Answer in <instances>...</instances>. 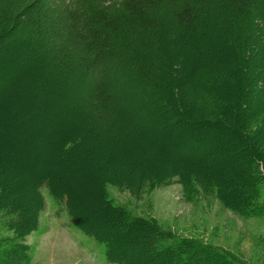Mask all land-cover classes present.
<instances>
[{
	"label": "trees",
	"instance_id": "1",
	"mask_svg": "<svg viewBox=\"0 0 264 264\" xmlns=\"http://www.w3.org/2000/svg\"><path fill=\"white\" fill-rule=\"evenodd\" d=\"M45 23L51 24L48 32H44ZM263 27L264 0H0V58H5L7 52L14 53L13 68L21 75L27 74L29 80L21 91L8 99L6 111L0 116V126L8 122L12 131L18 124L24 131L21 123L26 117L31 118L32 104L39 106V113L44 111L40 110L41 105L53 102L65 110L67 125L75 120H89L90 124L77 135L80 142L100 145L99 141L104 139L107 143L115 138L112 124L123 118L117 101L121 96L117 91L137 86L152 89V96L160 104L158 109L165 110L162 123L182 122L187 120L186 112L176 104L173 106L174 87L176 84L201 86L192 82L198 81L193 73L203 65L212 67L207 57L211 49L216 50L210 43L213 41L222 46L221 55L231 56L229 63L219 69L224 82L228 84L234 78L232 87L237 88V93H231L235 101L224 107L227 121L238 119L242 111L247 118L254 117L263 105H250L251 101H246L251 83L246 75L247 53L249 41L255 38L254 32ZM18 28L26 38L10 39ZM219 32L221 37H216ZM110 75L116 76L111 78ZM202 87L205 90L207 86ZM65 88L67 90L63 91ZM179 95L178 99L188 104L190 96ZM196 96L191 97L196 99ZM18 99L22 104L20 108L15 104ZM214 115L213 119L219 118L217 113ZM41 116L47 115L42 112ZM227 126L224 128L221 124L216 134H220L221 142L225 143L240 141L243 137L244 145H240L237 153H242L244 159L231 175L245 191L227 192L221 202L241 215L264 217V204L254 201L264 200V194L259 193L264 188L261 185L264 183V136L252 132L249 122ZM248 131L252 137L248 136ZM66 140L60 143L62 151H66L70 143L73 146V141ZM135 141L142 142L138 136ZM66 175L71 177L69 172ZM90 178L97 183L91 191L78 187L81 184L75 189L58 175L50 180L54 182L55 198L64 202L71 223L103 246L107 264H127L124 256L136 245L145 251L139 264H246L239 256L208 247L201 241L179 238L160 228L155 221L135 216L126 207L108 199L104 184L100 185L97 177ZM44 183L37 185V194L41 186L48 189V180ZM61 189H65V193H60ZM73 196L78 209L85 210L83 217L73 207ZM86 198L88 203L83 206L82 200ZM90 205L98 209H88ZM1 209L10 214L8 228L20 232L22 219L16 217L19 209L13 204L0 203ZM30 212L25 217L28 225L33 221ZM79 217L95 231L79 223L76 220ZM104 224L113 225L115 229L108 240L97 234L96 227ZM259 244L264 248L263 243Z\"/></svg>",
	"mask_w": 264,
	"mask_h": 264
},
{
	"label": "rangeland",
	"instance_id": "2",
	"mask_svg": "<svg viewBox=\"0 0 264 264\" xmlns=\"http://www.w3.org/2000/svg\"><path fill=\"white\" fill-rule=\"evenodd\" d=\"M50 28L51 24L45 23L44 32ZM220 34L216 37H221ZM254 35L248 44L249 66L245 68L251 81L246 101H251L250 105H263L254 117L247 118L242 111L241 117L227 121L224 107L235 101L231 93L237 88L232 87L234 78L228 84L224 82L219 69L229 63L231 56L221 55L222 46L213 41L210 43L216 50L211 49L207 57L212 67L203 65L193 73L198 81L192 82L201 86L176 84L174 87L173 106L176 104L186 112L187 120L182 122L179 119L162 123L165 110L158 109L160 104L152 96V89L137 86L117 91L121 96L118 105L127 112L120 107L123 118L119 117L112 124L115 138L107 143L104 139L99 141L100 145L80 142L77 135L90 124L89 120H75L67 125L65 110L53 102L40 106L47 116H41L39 106L33 103L35 112L30 110L31 118L26 117L21 123L24 131L18 124L12 131L8 122L5 123L7 128L0 126V203L13 204L19 209V214L14 215L22 219L20 232L10 229V214L0 210V264H107L103 246L87 236L82 228L75 227L68 218L64 202L55 198L54 182L50 179L57 175L67 185L75 188L81 184L78 187L84 186L87 191L97 186L90 178L93 175L100 180V185L104 184L108 199L126 207L135 216L155 221L160 228L179 238L201 241L208 247L239 256L246 264H264V248L259 244H264V217L241 215L221 202L227 192L245 191L231 175L244 159L242 153H237L244 145L243 137L240 141L225 143L221 142L222 136L216 134L221 124L226 128L228 124L249 122L252 132L264 136V27ZM16 37L23 40L26 35L18 28L10 39ZM15 59L10 52L0 58V116L5 113L12 94L16 95L29 82L27 74L21 75L13 68ZM202 86L207 87L203 90ZM184 93L190 96L188 104L178 99L179 94ZM170 95L172 98V93ZM192 95H197L196 99ZM15 104L22 107L20 99ZM57 112L59 115H55ZM153 112L156 114L151 116ZM215 113L219 118L213 119ZM250 133L247 134L252 137ZM137 136L142 140L140 144L135 141ZM63 139L73 141V146L72 143V147L67 145L66 151L60 147ZM46 180L48 189L41 186L37 194V185L45 184ZM261 185L263 188L264 183ZM64 190L59 191L65 193ZM259 193L263 195L264 188ZM72 200L73 207L79 211L77 214L82 216L84 208L78 209L76 197ZM87 200H82L83 206ZM254 201L264 204V200ZM87 208L98 209L93 205ZM30 211L33 221L28 225L25 217ZM80 217L76 220L82 224ZM83 224L95 231L90 224ZM113 227L108 224L96 227L97 234L108 240L114 234ZM111 244L114 247L113 241ZM144 252L136 245L132 252H126V263L139 264Z\"/></svg>",
	"mask_w": 264,
	"mask_h": 264
}]
</instances>
